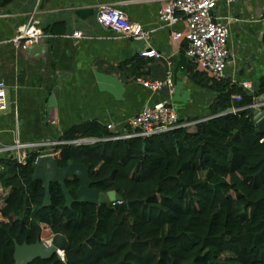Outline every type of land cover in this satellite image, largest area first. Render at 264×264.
<instances>
[{"label":"trees","instance_id":"obj_1","mask_svg":"<svg viewBox=\"0 0 264 264\" xmlns=\"http://www.w3.org/2000/svg\"><path fill=\"white\" fill-rule=\"evenodd\" d=\"M190 71L196 85L217 93L192 131L112 141L105 126L87 122L58 140L98 141L52 148L58 167L85 165L91 187L116 192L120 203L65 208L51 183L50 205L41 208L42 184L31 179L38 154L23 165L0 159V264H13V241L34 244L44 227L65 236L69 249L63 260L28 264H264V134L251 107L264 95V78L249 94ZM65 184L75 198L78 181Z\"/></svg>","mask_w":264,"mask_h":264},{"label":"crops","instance_id":"obj_2","mask_svg":"<svg viewBox=\"0 0 264 264\" xmlns=\"http://www.w3.org/2000/svg\"><path fill=\"white\" fill-rule=\"evenodd\" d=\"M100 4L113 5L148 32L147 39H122L99 27ZM160 0H12L0 6V82L8 107L0 115V147L14 140H57L68 128L95 122L125 132L127 121L144 108L164 103L182 121L203 120L217 93L200 87L190 77L198 71L185 56V42L171 32L183 30L158 21ZM33 13L44 41L26 50L11 39ZM227 24L228 52L225 80L248 82L253 94L264 78V0H220L213 11ZM82 33L73 38V32ZM152 48L159 59L141 52ZM152 92L137 78L165 81ZM264 103V95L256 102ZM0 154V159L4 158Z\"/></svg>","mask_w":264,"mask_h":264},{"label":"built area","instance_id":"obj_3","mask_svg":"<svg viewBox=\"0 0 264 264\" xmlns=\"http://www.w3.org/2000/svg\"><path fill=\"white\" fill-rule=\"evenodd\" d=\"M220 0H160L161 7L157 15L158 21L166 27H172L179 23H184L181 30L171 32L173 41L185 42V56L198 71L205 73L214 80L225 79V69L229 56L227 42L229 31L227 24L222 18L216 17L213 11ZM231 3L234 0H223ZM96 23L99 27L108 30L113 36L122 39H147L148 32L139 23L132 22L120 9L113 5L100 4L95 15ZM73 38H81V32L75 31L71 35ZM48 38L41 28L39 22L31 13L25 24L17 28L11 43L16 48L26 50L34 47ZM147 59H159L160 55L152 48H147L140 54ZM136 81L152 92L161 90L165 85L171 87L170 76L166 74L165 81H151L137 78ZM240 86L245 90H250L248 82H241ZM233 99L240 100L239 96ZM256 104H252L254 107ZM6 89L4 83L0 82V115L7 109ZM239 109L232 108L231 113ZM256 119V117H255ZM202 120L182 121L170 106L158 103L150 108H144L127 121L125 132H114L112 125L105 128L110 135L105 140H126L131 138H149L167 131L178 128L193 130L195 125ZM98 140L91 138H80L74 140H45L40 142H20L14 140L11 145L1 146L0 154L4 153L5 158L15 160L18 164H25L28 154L37 153V158L45 155H52V148L56 145L72 144L87 145ZM262 142V140H261ZM36 158V159H37ZM120 203V201L115 202ZM42 232H48L46 237H40V241L46 245L54 234L46 227Z\"/></svg>","mask_w":264,"mask_h":264},{"label":"water","instance_id":"obj_4","mask_svg":"<svg viewBox=\"0 0 264 264\" xmlns=\"http://www.w3.org/2000/svg\"><path fill=\"white\" fill-rule=\"evenodd\" d=\"M258 134H264V115L256 121ZM264 161V153L262 155ZM69 178H75L79 185L73 198L67 188L65 181ZM32 181H40L44 190V199L41 208L50 205V184L57 183L61 189L64 198V207L70 208L73 203H82L89 205H101L121 201V196L114 191L101 192L92 188V182L89 178L88 169L83 164L70 163L64 168L58 167L55 159L51 155H45L37 158L33 164ZM14 243L13 264H28L35 259L49 260L57 256L63 260V255L69 249V243L65 236L54 234L48 245L42 243L39 239L34 244L23 242L18 245Z\"/></svg>","mask_w":264,"mask_h":264},{"label":"rangeland","instance_id":"obj_5","mask_svg":"<svg viewBox=\"0 0 264 264\" xmlns=\"http://www.w3.org/2000/svg\"><path fill=\"white\" fill-rule=\"evenodd\" d=\"M254 104H256V105L254 107H252V108L255 110V117H256V121H257L258 119H260L264 115V110L261 109V107L264 106V103H262V102H260L258 100L256 102V100H255ZM190 131H192V130H190ZM47 233L48 232H42L40 234V237H46Z\"/></svg>","mask_w":264,"mask_h":264},{"label":"clouds","instance_id":"obj_6","mask_svg":"<svg viewBox=\"0 0 264 264\" xmlns=\"http://www.w3.org/2000/svg\"><path fill=\"white\" fill-rule=\"evenodd\" d=\"M39 240H40V238H39Z\"/></svg>","mask_w":264,"mask_h":264}]
</instances>
